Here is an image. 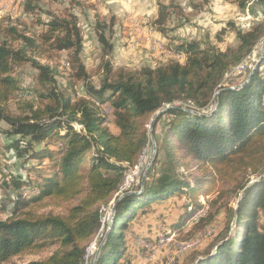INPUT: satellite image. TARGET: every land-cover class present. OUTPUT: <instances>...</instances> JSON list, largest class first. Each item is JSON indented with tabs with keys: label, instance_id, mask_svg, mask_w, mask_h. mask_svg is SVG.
Wrapping results in <instances>:
<instances>
[{
	"label": "trees",
	"instance_id": "trees-1",
	"mask_svg": "<svg viewBox=\"0 0 264 264\" xmlns=\"http://www.w3.org/2000/svg\"><path fill=\"white\" fill-rule=\"evenodd\" d=\"M250 1L239 3L244 8ZM21 3L27 13L39 8V0ZM169 7L158 2L151 25L168 38L174 52L185 54V60L114 68L113 42L96 21L94 29L102 47L98 85L90 81L81 58L83 33L75 14H49L46 22L39 19L45 28L38 34L19 32L14 25L7 28L14 38L0 33V122L7 125L0 126V133L8 140L4 147L21 160L25 172L9 174L2 182L8 192H18L13 199L0 198V214L4 213L0 216V264L48 249L51 252L45 257L24 264H84L87 246L101 227L100 206L119 190L125 167L137 163L148 142L145 126L166 105L173 108L156 120L169 116L160 129L141 193L132 192L117 202L96 264H132L123 230L142 206L163 203L174 193L190 192L197 198L205 183L221 193L226 186H236L235 181L242 183L243 190L236 207L230 209L231 226H225L215 249L200 254L193 264H264V177L258 175L264 169V57L242 86L222 85L227 72L241 64L264 36V6L261 22L247 30L237 29V44L225 48L169 36ZM62 50L67 51L69 94L56 83L59 72L39 60L50 51ZM27 63L38 70L37 82L43 90L32 91L44 102L22 101L17 106L21 114L13 115L9 103L21 90L14 71ZM105 106L116 132L106 124ZM188 109L211 113L197 115ZM185 157L197 163L208 182L200 179L197 185L201 186L196 188L180 178L177 165ZM30 161H38L40 168ZM43 161L49 164L42 168ZM32 171L37 174L34 180ZM250 175H256L255 179L250 180ZM195 211L187 212L183 220ZM205 217L194 228L204 225Z\"/></svg>",
	"mask_w": 264,
	"mask_h": 264
},
{
	"label": "rangeland",
	"instance_id": "rangeland-1",
	"mask_svg": "<svg viewBox=\"0 0 264 264\" xmlns=\"http://www.w3.org/2000/svg\"><path fill=\"white\" fill-rule=\"evenodd\" d=\"M79 1L80 3L77 4L73 0H39V8L32 13H27L23 11L22 0H0V33L7 35L8 38H14L7 29L8 26L14 25L19 32L30 35L38 34L45 28L39 23V19L41 22H46L50 18L49 14H56L60 17L66 16L69 12L75 14L78 24L82 28L84 39L81 58L90 81L98 85L101 78L99 64L102 58V47L97 40L94 29L96 21L102 24L105 36L113 42V67L134 69L141 65L155 66L162 63L163 61H159L158 58H164L166 52L170 49L168 38L155 31L151 25L153 17L156 15L158 2L170 6L169 18L166 23L169 36H178L179 41L188 40L192 37L200 41L203 46H216L218 44L222 48L235 45L234 40L236 39L237 29L247 30L254 24L261 22V11L264 6V0H251L244 8L240 6V0ZM248 13H250V18ZM245 17L248 18L245 19ZM127 18H132V20L136 18L137 21H134L133 24L129 23L130 25L128 23L124 24V20ZM221 30H224V32L220 33ZM135 31H139V36L137 34L133 35ZM218 35H220V38H218ZM263 39L264 36L256 43L252 52L241 61L242 63L233 69L243 66L252 54L258 60ZM153 42L163 46L161 51L164 53L160 50L150 49L149 43L150 45H158ZM173 42L175 43L176 40ZM49 54L39 60L41 63L54 67L59 72L55 75L56 83L59 88H66V94H69L67 51H50ZM262 67L264 68V63ZM248 74L249 71L238 76L224 77L222 85L238 87L239 84L244 82ZM14 75L19 80L21 90H18L11 97L9 103L11 114H21L17 106H22L23 103L21 102L30 98L34 99L36 103L44 102V99H40L32 91L34 88H38L40 91L43 90L37 82L38 70L36 68L28 63L23 64L16 67ZM76 88L79 93H83L80 83H76ZM25 114L27 113L25 112ZM106 115V124H109L111 130L116 132V128L110 123V112L107 111ZM165 116H162L153 126L156 150V141L160 138V129L167 119ZM149 121L145 126L148 142L141 151L137 163L134 166L125 167L123 183L119 190L106 205L100 206L101 227L96 231L87 246L84 264H91L93 261L97 246L103 238L104 230L107 229L114 201L125 192H139L142 189L141 178L152 154ZM0 126L1 128H7L4 122H0ZM6 142H8L7 138L0 133V198L9 195L13 199L18 191L8 192L2 182L5 178H8L9 174L19 173L24 175L25 172L21 168V160L15 157L12 150H7L4 147ZM158 158H160V154ZM29 164L40 168L38 161H30ZM48 164L47 161H43L41 167L43 168ZM177 166V174L182 180H187L191 186H196V188L201 186L197 185V181L200 179L203 182L209 181L207 174L199 170L197 163L189 157L183 158ZM147 171L145 172V178ZM258 175L264 177V169H261ZM30 176L34 180L37 174L32 171ZM255 177L256 175H250L249 179L253 180ZM234 184L236 186L224 187L220 193L217 188L210 190L205 183V185H202L204 188L202 192H205V194L202 193L197 198L190 192L187 194L174 193L167 197L163 203H149L137 209V215L123 230L124 242L128 248L126 254L127 256L129 254L127 258L131 259L132 264H165L168 258L174 252H177L172 261L167 264H193V260L196 259V262L200 258V254L206 250L211 249L213 251L217 245V239L225 234V226L227 224L231 226L233 220L230 218V209L236 207V201L242 194V183L235 181ZM26 194L30 193L27 192ZM193 210H196L195 213L183 220L185 214ZM0 216L2 218L4 213H1ZM202 217L206 218L204 225L194 228V225ZM169 235L172 236V239L160 242V236ZM183 241L190 242L192 245L186 247L184 251L178 252L177 248L184 243ZM50 252L51 249H48L37 254L15 256L4 264H24L29 260L43 258Z\"/></svg>",
	"mask_w": 264,
	"mask_h": 264
},
{
	"label": "water",
	"instance_id": "water-1",
	"mask_svg": "<svg viewBox=\"0 0 264 264\" xmlns=\"http://www.w3.org/2000/svg\"><path fill=\"white\" fill-rule=\"evenodd\" d=\"M264 57V39L261 41V49H260V56L257 60V62L255 63L253 69L249 72V74L247 75L246 79L244 80L243 83L239 84L238 86H242L245 82H247L251 75L253 74L254 70L256 69V67L258 66L259 62L261 59H263ZM229 88H234L236 86H228ZM220 90H217L215 93H214V97H213V105H214V108L217 106V95L219 93ZM170 108H173V106L171 105H166L165 107L157 110L154 115L152 116V118L150 119L149 121V125L148 127L150 128V136H151V140H152V154L148 160V164L146 165V168L144 170V173L142 175V178H141V184L143 185L144 183V180H145V172L148 170L151 162L153 161L154 159V156L156 154V145H155V141H154V132H153V126L156 122V120L165 112L167 111L168 109ZM187 111H190L194 114H197V115H208L211 113V111L209 112H206V113H200L199 111H196V110H193V109H188ZM132 192H125L123 194H121L113 203L112 207H111V211H110V216H109V222H108V226H107V229H106V232H105V235L103 236L100 244L97 246V250L95 252V256L93 258V261L91 264H96V261H97V258L99 256V253H100V250H101V247H102V244L104 243L105 239H106V236H107V233L109 231V229L111 228V225H112V222L114 220V214H115V208H116V204L117 202L119 201V199H121L123 196L127 195V194H130ZM134 193H137V194H140L141 193V190L139 192H134Z\"/></svg>",
	"mask_w": 264,
	"mask_h": 264
},
{
	"label": "built area",
	"instance_id": "built-area-1",
	"mask_svg": "<svg viewBox=\"0 0 264 264\" xmlns=\"http://www.w3.org/2000/svg\"><path fill=\"white\" fill-rule=\"evenodd\" d=\"M247 18H248V17H245V19H247ZM149 48L152 49V50H154V51H158V50H159V47H155L153 44H152V45H149ZM255 62H257V58L254 57L253 54H252V55L250 56V58H248V60L245 61V63H244L243 66H241V67H239V68H236V69H232V71H228V72H227V76H225V77H228V76H230V75H239V74H243V73H245V72H247V71L250 72V71L253 69V65H254ZM107 109H108V111L110 112V109H109L108 107H107ZM170 239H172V238H169V239H161V236H160V238H159L160 242L168 241V240H170ZM189 246H191V245H189ZM189 246H187V247H189ZM185 249H186V247H179V248H177V251H178V252H182V251H184ZM176 253H177V252H174V254H172V255L168 258V260H167V262H166L165 264L170 263V262L172 261V258L175 256Z\"/></svg>",
	"mask_w": 264,
	"mask_h": 264
},
{
	"label": "crops",
	"instance_id": "crops-1",
	"mask_svg": "<svg viewBox=\"0 0 264 264\" xmlns=\"http://www.w3.org/2000/svg\"><path fill=\"white\" fill-rule=\"evenodd\" d=\"M263 11V10H262ZM262 11H261V13H262ZM248 16H249V18H250V13H248ZM153 18H155V16L153 17ZM241 18V17H240ZM134 21H137L136 20V18H134L133 20H132V18H127L126 20H124V24L125 23H131V24H133L134 23ZM130 25V24H129ZM137 30H138V27H137ZM138 33H139V31H135L134 33H133V35H138ZM139 36V35H138ZM177 38H178V36H176ZM84 40V39H83ZM188 40H193V38L192 37H190ZM194 40H196V39H194ZM200 42V41H199ZM153 43H157V42H153ZM158 44V43H157ZM200 44H201V42H200ZM234 44L236 45L237 44V38L234 40ZM149 45H150V43H149ZM154 46L155 47H159V50L161 51V50H163V46H161L160 44H158V45H155L154 44ZM161 46V47H160ZM201 46H203V44H201ZM216 46H219L218 44L216 45ZM220 47V46H219ZM222 48V47H221ZM225 48V47H224ZM162 52V51H161ZM162 53H164V52H162ZM159 59V61L161 60V61H167V60H171V59H175V60H178L179 62H183L184 60H185V54L184 53H176V52H174L171 48L166 52V55L164 56V58H158ZM159 61H156V62H159ZM166 117H169L168 115L166 116Z\"/></svg>",
	"mask_w": 264,
	"mask_h": 264
},
{
	"label": "bare ground",
	"instance_id": "bare-ground-1",
	"mask_svg": "<svg viewBox=\"0 0 264 264\" xmlns=\"http://www.w3.org/2000/svg\"><path fill=\"white\" fill-rule=\"evenodd\" d=\"M254 65H255V63H254ZM254 65H253V67H254ZM107 109V107L105 106L104 107V112H105V114H107V111H108V109ZM169 238H172V236L171 235H169V236H165V237H161V239H169ZM191 240V239H190ZM184 242V241H183ZM189 245H192V243H188V242H184V243H182L181 244V246L180 247H187V246H189ZM190 247V246H189Z\"/></svg>",
	"mask_w": 264,
	"mask_h": 264
}]
</instances>
